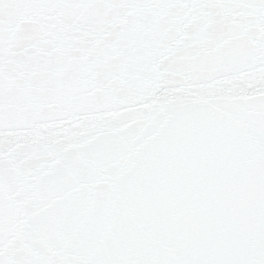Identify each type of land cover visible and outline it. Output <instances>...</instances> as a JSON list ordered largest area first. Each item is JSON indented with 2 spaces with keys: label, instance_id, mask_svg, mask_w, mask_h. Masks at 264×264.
I'll return each instance as SVG.
<instances>
[{
  "label": "snow or ice",
  "instance_id": "6c2138e0",
  "mask_svg": "<svg viewBox=\"0 0 264 264\" xmlns=\"http://www.w3.org/2000/svg\"><path fill=\"white\" fill-rule=\"evenodd\" d=\"M0 264H264V0H0Z\"/></svg>",
  "mask_w": 264,
  "mask_h": 264
}]
</instances>
